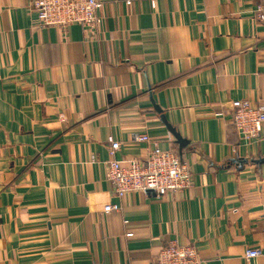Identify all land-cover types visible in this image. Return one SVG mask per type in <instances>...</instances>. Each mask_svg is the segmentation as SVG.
<instances>
[{
	"label": "crops",
	"instance_id": "obj_1",
	"mask_svg": "<svg viewBox=\"0 0 264 264\" xmlns=\"http://www.w3.org/2000/svg\"><path fill=\"white\" fill-rule=\"evenodd\" d=\"M102 1L87 38L0 0V264H151L168 240L200 264H261L243 256L264 251V126L245 143L229 123L233 101L264 104L256 0ZM145 134L190 189L113 195L108 140L126 167Z\"/></svg>",
	"mask_w": 264,
	"mask_h": 264
},
{
	"label": "built area",
	"instance_id": "obj_2",
	"mask_svg": "<svg viewBox=\"0 0 264 264\" xmlns=\"http://www.w3.org/2000/svg\"><path fill=\"white\" fill-rule=\"evenodd\" d=\"M102 0H30L29 10L36 16L38 26L66 30L71 25L80 26L87 38H92L102 23L97 11L102 7ZM128 3V1H127ZM254 19L264 25V0H256ZM230 124L239 139L250 143L258 139L264 126V104L256 107L247 100L233 101ZM137 143H152V148L143 159L131 160L126 167L115 158L120 142L109 139L108 158L106 161L107 181L118 199L130 193H150L156 197L175 194L190 189L191 172L184 159L173 150H163L157 142L148 136L135 135ZM117 203L104 207V213L120 211ZM243 258L258 259L264 264V251L246 248ZM151 264H200L199 255L193 245H181L176 240L166 241Z\"/></svg>",
	"mask_w": 264,
	"mask_h": 264
}]
</instances>
